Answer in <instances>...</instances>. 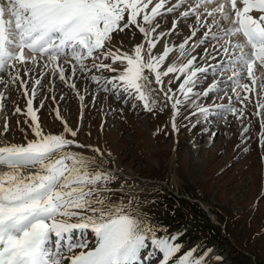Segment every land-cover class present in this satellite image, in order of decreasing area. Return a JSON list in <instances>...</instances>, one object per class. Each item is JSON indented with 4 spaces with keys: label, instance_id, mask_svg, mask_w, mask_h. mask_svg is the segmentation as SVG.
Here are the masks:
<instances>
[{
    "label": "rangeland",
    "instance_id": "1",
    "mask_svg": "<svg viewBox=\"0 0 264 264\" xmlns=\"http://www.w3.org/2000/svg\"><path fill=\"white\" fill-rule=\"evenodd\" d=\"M156 2L159 0H153ZM177 3L178 0H166L165 8ZM194 3L195 0H188V4L173 13L162 10L163 15L153 21V26L159 24L152 33V38L158 39L153 55H161L165 46L173 49L160 66V71H165L173 63L179 67L188 59L196 58L185 73H170L162 77L164 91L171 88L169 95L174 94L173 100H167L160 91L161 85L155 83V74L147 69L144 72L150 81L147 88L152 90L149 103L156 101L152 111H146L144 102L134 95L129 96L111 85H107L108 91L102 90L79 71L70 81L76 85L73 90L58 76L53 77L43 69L48 74L33 98V108L46 134H64L83 146L73 145L69 151L87 158L96 157L97 162L100 157L93 149L99 148L104 153L103 170L116 176L109 185L116 190L110 194L111 201L118 203L123 199L127 205L128 200L134 197L132 215H137L138 211L141 218L146 217L147 223L155 229L157 238H167L180 245L179 252L169 260V264H177L180 257L189 251L193 252V259L199 258L203 264H264V146L260 143L264 110L257 107L258 101L264 102V94L258 96L257 92H245L237 87V79L251 87V81L243 75L229 79L232 76L229 57L211 36L196 47L207 28H199L194 16L187 19L180 16L189 4ZM174 21L177 22L175 29ZM224 26L227 27L226 24ZM194 28L199 30L195 37L189 39ZM212 31L218 29L213 27ZM161 33L165 35L161 36ZM113 35L114 50L119 48L121 52L132 55L138 44L143 43L147 48L143 35L135 26ZM186 40L185 54L181 56L179 46ZM232 40L242 42L244 37L237 35ZM88 63L90 65L91 61ZM104 63H111V60ZM65 67V75L70 77L71 69L67 65ZM114 67L117 68L116 73L93 69L88 75L110 78L124 66L117 62ZM197 68L205 71L197 72L193 77L194 84L188 85L192 92L185 99L179 85ZM41 71L37 68L26 76L20 68L21 79L28 81V96L24 95L19 81L7 88L0 84V92L7 97L3 101V110H0V146L26 144L34 139L30 127L32 122L27 115V100L32 98L33 81L40 78ZM262 71L264 69L258 68L256 75ZM0 76L6 81L9 79L7 73ZM258 85L259 81L257 91ZM205 92L208 95H204ZM237 92L241 100L245 95L249 100L241 103L236 97ZM176 99L182 103L177 106L175 117L178 131H173L172 104ZM17 107L21 109L20 113H15ZM229 107L235 108L237 114L228 111ZM201 108L208 111L201 112ZM241 109L243 116L237 119ZM257 112L262 114L257 115ZM5 120L7 133L3 132ZM64 122L73 131L79 129L75 137L64 132ZM245 127L248 131L242 135ZM2 168L3 171L8 170ZM35 170L28 168L24 172ZM121 186L124 188L122 192L118 191ZM96 241L95 234L88 229L77 230L71 243H85L92 248ZM147 244L137 264H162L163 253L150 240ZM61 247L66 249V242H62ZM79 251V248L71 253L65 250L62 254L71 256ZM64 264L68 261L65 260Z\"/></svg>",
    "mask_w": 264,
    "mask_h": 264
},
{
    "label": "snow or ice",
    "instance_id": "2",
    "mask_svg": "<svg viewBox=\"0 0 264 264\" xmlns=\"http://www.w3.org/2000/svg\"><path fill=\"white\" fill-rule=\"evenodd\" d=\"M165 4L166 0L156 3L153 0H0V74L9 75L7 81L0 76V84L7 88L19 81L24 95L28 96V81L21 79L20 68L26 76L34 69H42L40 78L33 81L32 98L27 100V115L32 122L30 127L34 139L26 144L0 146V167L8 169L0 172V264H64L65 260L68 264H137L149 240L163 253L162 264H169V260L179 252L180 245L155 236V229L147 223L146 217L142 219L138 211L137 215H132L134 197L128 200L127 205L123 199L118 203L111 201L110 194L116 190L109 185L116 176L103 170L104 153L99 148L93 149L100 157L99 162L96 157L87 158L69 151L73 145L83 146L64 134H46L33 108V98L48 74L43 69L53 77L58 76L73 90L76 85L70 81L79 71L102 90L108 91L107 85H111L129 96L134 95L144 102L146 111H152L156 101L149 103L152 90L147 88L150 83L144 74L147 69L155 74V83L161 85L160 91L167 100H173L174 94L169 95L172 89L164 91L162 77L170 73H185L196 58L188 59L179 67L173 63L165 71L159 70L173 49L165 46L161 55H153L158 39L152 38V33L159 27L158 23L153 26V21L163 15L162 10L173 13L188 4V0H178L177 4L167 8ZM180 16L184 19L194 16L199 28H207L196 47L209 36L218 41L220 50L229 57L232 71L229 79L243 75L251 81L250 87L237 79V87L245 92H257L258 96L264 94V71L256 75L258 68L264 69V0H195ZM176 24L174 21L173 29ZM132 26L143 35L147 48L143 43L138 44L132 55L121 52L119 48L114 50L113 34L122 33ZM213 27L218 31L213 32ZM199 28L193 29L189 39L196 36ZM237 35H242L244 40L234 42L232 37ZM187 43L186 40L179 46L181 56L185 54ZM109 59L111 63H104ZM117 62L124 67L115 76L88 75L93 69L116 73L114 65ZM65 65L71 69L70 77L65 75ZM201 71L205 69L191 71L179 85L185 99L192 92L188 85L194 84L193 77ZM233 91L236 92V88ZM236 97L241 103L249 100L247 95L241 100L239 92ZM6 99L0 92V110H3ZM80 99L83 101L82 96ZM181 103L176 99L172 104L173 131H178L175 117ZM257 107L264 110V102L258 101ZM200 111L208 110L201 108ZM228 111L237 114L235 108L229 107ZM20 112L17 107L15 113ZM56 114L59 119L58 109ZM242 116L243 109L239 110L237 119ZM261 128L260 143L264 146V120ZM7 131L5 120L3 132ZM77 131L79 129L73 131L64 122L65 133L75 137ZM247 131L248 127H245L241 134ZM28 168L36 170L26 174L24 169ZM118 191H124L123 186ZM88 229L97 238L94 247L71 243L77 230ZM62 242H66V249H62ZM77 248L80 251L74 255L62 254L65 250L71 253ZM177 264H203V261L193 259V252L189 251L180 257Z\"/></svg>",
    "mask_w": 264,
    "mask_h": 264
},
{
    "label": "bare ground",
    "instance_id": "3",
    "mask_svg": "<svg viewBox=\"0 0 264 264\" xmlns=\"http://www.w3.org/2000/svg\"><path fill=\"white\" fill-rule=\"evenodd\" d=\"M0 172H3V168L2 167H0ZM200 202V201H199ZM207 212H208V210H207V208H204ZM209 213V212H208ZM210 214V213H209ZM210 216H211V218H212V220L214 221V219H213V217H212V215L210 214ZM216 222V221H215Z\"/></svg>",
    "mask_w": 264,
    "mask_h": 264
},
{
    "label": "water",
    "instance_id": "4",
    "mask_svg": "<svg viewBox=\"0 0 264 264\" xmlns=\"http://www.w3.org/2000/svg\"><path fill=\"white\" fill-rule=\"evenodd\" d=\"M196 201H197L198 203H200L199 200H196ZM209 217L211 218L210 214H209ZM211 219H212V218H211Z\"/></svg>",
    "mask_w": 264,
    "mask_h": 264
},
{
    "label": "trees",
    "instance_id": "5",
    "mask_svg": "<svg viewBox=\"0 0 264 264\" xmlns=\"http://www.w3.org/2000/svg\"><path fill=\"white\" fill-rule=\"evenodd\" d=\"M181 200V199H180Z\"/></svg>",
    "mask_w": 264,
    "mask_h": 264
}]
</instances>
